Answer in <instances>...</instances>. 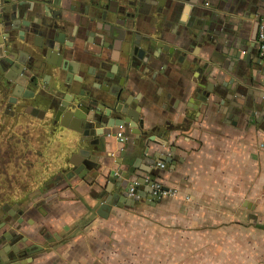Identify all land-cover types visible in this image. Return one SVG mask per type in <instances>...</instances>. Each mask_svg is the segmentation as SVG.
<instances>
[{
	"label": "crops",
	"instance_id": "1",
	"mask_svg": "<svg viewBox=\"0 0 264 264\" xmlns=\"http://www.w3.org/2000/svg\"><path fill=\"white\" fill-rule=\"evenodd\" d=\"M90 2L0 0V20L2 8L17 6L16 17L38 20L40 50L57 46L40 55V111L31 109L28 119L38 125L30 127L28 149L44 163L43 181L21 200L23 214L9 216L16 224H0V238L19 223L26 245L39 247L10 260V242L1 240L0 264H264V58L258 33L252 39L264 0H173L144 8L141 23L131 26L142 39L151 33L139 50H155V57L146 62L133 53L137 63L128 69L132 46L107 33L113 10L102 18V10L90 13ZM158 8L160 20L151 19ZM199 23L202 35L194 28ZM66 59L89 71L87 93H104L92 81L121 87L142 126L102 123L97 128L111 135L92 143L82 119L60 109L64 93L53 92L57 62ZM59 69L63 79L67 71ZM111 102L91 107L105 115ZM57 109L62 114L50 116ZM33 134L43 141L37 150ZM118 169L129 173L133 191L122 195L131 203L113 195ZM110 196L111 208L101 209Z\"/></svg>",
	"mask_w": 264,
	"mask_h": 264
},
{
	"label": "flooded vegetation",
	"instance_id": "2",
	"mask_svg": "<svg viewBox=\"0 0 264 264\" xmlns=\"http://www.w3.org/2000/svg\"><path fill=\"white\" fill-rule=\"evenodd\" d=\"M89 3L90 13L94 14L96 11L102 10L103 17L107 18V9L109 8L113 10L114 20L116 24H124L125 26L119 27L120 36L119 42L121 44L126 43L127 45H131V53L130 55L126 56V67L127 69L130 67V64L137 63L133 61L131 55L134 53L136 54V58L143 59L146 62H149V59L155 57V50L148 51L149 55L147 54V50L143 49L140 51L139 42H144L145 48L149 45V42L153 39V36L150 34L148 35V39L141 38L139 34H137V30H133L135 25L138 26L139 23L145 17V12H143L144 8H151L153 5L161 4V2L165 4H169L173 0H99V5L95 6L98 2L97 0H90ZM176 1V0H175ZM181 1V0H180ZM193 1H200L202 4H208L211 0H193ZM160 6V5H158ZM89 12V11H88ZM163 9L160 8L156 9L152 15L148 14L151 19L160 20V17L157 15L158 13L161 14ZM106 13V14H105ZM165 13V12H164ZM167 13V11H166ZM106 15V16H105ZM16 19L2 17L0 20V28H4L1 32L3 33V42L5 44V55L0 61V152L7 153L5 154V163L4 168L8 169L11 167H15L16 169L23 168L24 166L28 167L29 164V130L31 126H38L37 124H29L28 119L32 114L31 109H38L37 102L39 100V96L41 92V83H39V77L37 70H41L44 72L45 67L38 66L37 63L40 59V55L42 52H46L52 54V52L57 49L56 44H52L49 42V45L40 50L43 46L40 44L41 36L39 35L41 30L39 27V23L37 24L38 20L30 21L29 19H22L21 17H16ZM20 20L24 22V25H21V28L25 30L24 32L18 33L19 36L23 37L20 39L23 46L30 47L26 53L28 54H18L16 50L10 48L8 46V42H6L7 38L5 35L8 32H11V26H16L20 24ZM43 22V21H42ZM41 24V23H40ZM133 24V27L131 26ZM149 32V30L147 31ZM31 35H34V40L32 42ZM146 41V42H145ZM66 44L67 41L64 40ZM34 43L40 44V48L33 45ZM131 43V44H130ZM166 48V47H165ZM58 49H61L58 47ZM170 50V48H168ZM40 50V51H39ZM59 51V50H58ZM24 56V57H23ZM36 64V65H35ZM57 62V69L55 70V82L53 86V92L56 94L57 91L63 92L64 97L62 99V104L69 102L71 99V95L69 94L70 90H62L59 86L63 89L71 87V90L76 92L87 93L88 88L90 87L86 81L89 80L87 74H90L89 71H85L84 69L79 67L78 62L73 61L71 63L70 70L67 69L65 77L61 78L62 74L60 73V66H58ZM80 83V85H79ZM100 82L92 81L91 86H102V83L97 84ZM80 88V90L75 88ZM68 93V94H67ZM54 94V95H55ZM56 100H54V103ZM51 104L50 106H52ZM52 108V107H51ZM37 110V112H38ZM40 111V110H39ZM45 111V110H42ZM60 110L52 113L50 116L58 117L60 114ZM47 112V111H46ZM40 114V113H36ZM66 117L70 116V113L64 114ZM41 125V124H40ZM5 179L2 180L1 184H8V187L11 183L8 179H14L13 170L11 172L7 171L4 173ZM13 184V183H11ZM22 189H24L22 187ZM26 189L22 193H15L12 191V186L10 189H0V224L5 223L8 225L10 224L9 220H13L15 216L23 214V210L21 208L22 202L21 200H27L30 196V193L25 192ZM17 200V201H15ZM16 202L20 203L17 204ZM12 216L9 219V216ZM7 221V222H6ZM13 222V223H12ZM10 224H16L17 220L15 219ZM16 229L11 230L10 234L7 235L5 233L1 234L0 241H9L10 242V255L8 256L9 259H13L14 256L15 260L17 258H27L34 254L36 249H38L39 245L35 244L33 247L30 245H26V241L28 238H25L24 233H18L19 231V223L14 226ZM8 237V238H7ZM27 237V236H26ZM8 253V252H7ZM5 257V256H4Z\"/></svg>",
	"mask_w": 264,
	"mask_h": 264
},
{
	"label": "water",
	"instance_id": "3",
	"mask_svg": "<svg viewBox=\"0 0 264 264\" xmlns=\"http://www.w3.org/2000/svg\"><path fill=\"white\" fill-rule=\"evenodd\" d=\"M98 2L96 3V6L99 5V0H97ZM259 20H257V23L255 25V32L256 34L253 35L252 39L253 41L256 40L257 38V33H258V27L259 24L262 20H264V6L259 8ZM19 11V9L17 8V6H5L4 8H2V17H5L6 19L11 18V19H16L15 16L17 14V12ZM48 15V13H47ZM49 16V15H48ZM25 19V18H24ZM261 20V21H260ZM201 23H199V25L197 27L194 28H198L201 32L200 35L203 34V30L204 27L201 28ZM21 25H24V22H22V20H20V24L16 25V26H11V32H8L7 35H5L7 38L6 42H8V46L10 48H20L22 45L20 41V39H23V37L19 36L18 33L24 32L25 30H23L21 28ZM208 25H210V28H215L217 29V25L213 26V23L208 22ZM213 26V27H212ZM206 29V31H211V29ZM108 31L107 33L112 36V37H117L119 38L120 36V30L119 27L116 25V23H112V24H107V28ZM215 32V31H214ZM217 32V30H216ZM215 32V33H216ZM208 40H211V37H208ZM254 45V44H253ZM70 63L72 62H68V60H64V62L58 64V66H60V68H62L63 70H67L71 68ZM60 89L62 90H70L71 92L69 93L71 95V99H69V102L67 103H63L62 105H60V109L64 111V113H73L75 119L79 118L82 119L81 121V131L83 130L84 134L88 135V139H90L92 141V143L94 142H99L100 137H107L109 135H111L110 132H104L103 130H100V125L102 126V123H104V126L106 127H113V126H119V127H125L126 125L131 127V128H135L137 127V123L140 122V126H142V121L140 120L139 116L136 113V108L131 106L130 103L128 101L125 102V99L122 98L121 95V87H119L116 91H114L110 86H99V88H101L100 90H102L104 93H97L96 91H93L91 93H82L80 92H76L74 90H71L69 88L63 89L61 86H59ZM83 96H87L85 99L82 100ZM88 98V99H87ZM113 100V105L111 102V107L109 108L110 111L107 113L109 115H106L107 113H105V115H103V113H101L99 111L98 108H92L91 105H94L96 107H100L101 103L105 104V103H109L110 101ZM88 107V108H87ZM91 107V108H90ZM91 109V110H90ZM99 114V115H98ZM110 114H112V117L109 120ZM109 116V117H108ZM113 118V120H112ZM133 133L138 132V130H133ZM119 131L116 130L115 134H118ZM123 141H125V138L123 139ZM132 172V171H131ZM114 175V182L118 181L117 187L118 190L116 191L114 195V197L120 198V203L124 204L126 203H131L132 199L131 198H127V197H123L122 195V191H126L128 192L132 181L130 182L127 181V176H128V171H123L122 169H118L117 171L114 170L113 172ZM116 177V178H115ZM127 181V183H126ZM134 192H137L136 190ZM112 201H111V196L107 198V200L105 202H103V204L101 205V209L104 210H108L111 208L112 206ZM106 215V214H104ZM102 213V216H104ZM1 257H4L3 255ZM15 257H13V259L10 260H15ZM9 259V258H8Z\"/></svg>",
	"mask_w": 264,
	"mask_h": 264
},
{
	"label": "rangeland",
	"instance_id": "4",
	"mask_svg": "<svg viewBox=\"0 0 264 264\" xmlns=\"http://www.w3.org/2000/svg\"><path fill=\"white\" fill-rule=\"evenodd\" d=\"M41 144L43 145V141L41 140V138L38 139V136H36V134L30 136V146H32V148L34 147L37 150V148H40ZM5 154L7 153L3 154L2 151L0 152V189H10V186H12V191H14L16 194L22 193L24 189H26V193H32L39 185H41L40 183L41 181H43L41 173H43V171H41L38 166L44 165V163L39 162L40 158L37 152L31 151V153L29 154V166H24L20 169H16L15 167L9 168V165L8 169H5V163H3L6 157ZM12 170L14 173V179L8 180L13 184L10 183L9 187V183L1 184L2 180L4 181L5 179L4 173H6L7 171L11 172ZM22 187L24 189H22Z\"/></svg>",
	"mask_w": 264,
	"mask_h": 264
},
{
	"label": "built area",
	"instance_id": "5",
	"mask_svg": "<svg viewBox=\"0 0 264 264\" xmlns=\"http://www.w3.org/2000/svg\"><path fill=\"white\" fill-rule=\"evenodd\" d=\"M258 49L261 54V56L264 58V23H261L258 30ZM261 146L264 148V142L261 144ZM161 166H164L163 163H160ZM133 186H130V192L133 190ZM159 189V186L157 185L155 188V191Z\"/></svg>",
	"mask_w": 264,
	"mask_h": 264
}]
</instances>
